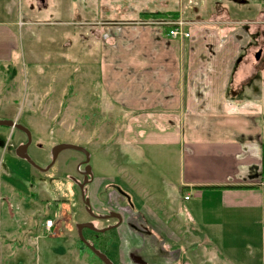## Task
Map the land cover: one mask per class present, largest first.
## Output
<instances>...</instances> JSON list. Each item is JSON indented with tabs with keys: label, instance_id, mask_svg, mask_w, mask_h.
<instances>
[{
	"label": "rangeland",
	"instance_id": "obj_1",
	"mask_svg": "<svg viewBox=\"0 0 264 264\" xmlns=\"http://www.w3.org/2000/svg\"><path fill=\"white\" fill-rule=\"evenodd\" d=\"M179 9L182 10L185 20H205L210 15L216 17L219 14L220 16L211 19L214 22L211 24L220 29H224L223 26L226 25V28L233 30L237 34L234 37L235 47L242 49L239 51L232 76L227 75L228 82L222 81L224 75L221 68H218L216 77H213V92L220 94V97L212 96L213 98H208L201 106L202 113H208L200 114L199 111L195 112L196 109L192 111L193 105L188 103V97L184 99L185 104H189L187 111L195 116L194 120L189 121L206 124L221 122L219 127H222L226 115L222 111L228 110L225 107L229 104L240 103L227 112L249 116L248 123L256 122L261 125L264 0H44L43 6L38 0H0V120H16L29 130L31 143L27 152L36 165L45 167L50 162L54 145L70 143L82 146L90 152L89 163L95 176L111 169L113 165L110 163H117V169L125 168L129 172L142 168V172L139 170L144 178L142 181L151 183V188L159 182V189H168L166 176L150 162L151 156L148 155H151V147H146V154L130 152L137 148V137L144 132L141 129L146 127L147 123L151 124L153 121L155 128L164 127L165 123L159 122L161 111H154L152 114L144 113V110H131L128 105L121 106L114 92L106 89L108 85L113 84L115 71L125 77L129 72L128 51L120 56L119 51L114 53L113 50L114 45L119 43L120 29L123 30L122 33H129V30L137 25L136 22L140 25L149 22V25L162 35L167 27L163 25V21L170 20L147 18L150 20L145 21L140 17V12ZM225 12L230 20L222 15ZM126 19L138 21L117 22ZM171 22L168 23L171 25ZM102 28H106L105 35L103 31L98 33ZM1 29L4 32H1ZM223 32L218 33V41H232L228 34L234 33H225V30ZM162 36L165 38L162 40L178 41ZM104 40L107 47L106 76L103 83V68L100 64L103 62L101 51ZM128 40L126 35L124 41ZM171 46L174 47L173 44ZM258 49L261 54L258 60H255L254 53ZM155 51V58L161 59L162 51ZM170 55H167V58ZM227 63L232 64L229 60ZM237 72L242 74L240 79L236 78ZM247 98H252L253 102H245ZM255 100L258 102L254 103ZM262 120L264 121V118ZM9 131L10 128L0 126V146ZM25 140L24 134L18 130H12L8 138V142L16 144L15 146ZM1 151L3 155L5 149L1 150L0 147V153ZM14 159L16 163L27 167L26 171L13 168L9 174L17 183V188L22 189L21 197L29 196L35 200L34 210L41 209L42 215L53 218L56 213L58 216H55V219L59 221L60 234L70 232L77 237L75 225L91 219L82 205L80 192L72 181H81L77 165L85 159L84 155L72 149L62 150L47 171H40L15 155ZM178 160L176 153V161ZM152 161L154 162L153 158ZM80 168L82 169V166ZM126 174L130 176L129 173ZM190 195L184 193L180 194V197L187 199ZM190 202H186L185 206ZM142 220L144 221V218ZM111 221L112 219L96 220L95 223L98 228H102ZM228 221L230 220L208 228L207 232L201 230V235L197 237H201L202 241H180V246L185 245L183 247L187 250L182 251L179 246L178 251L171 249L168 261L164 264H259L258 260L253 258L257 251L255 242L250 248L245 246L243 235L239 236L230 231L227 227ZM187 226L189 227V221ZM137 227L140 230L145 229L140 224ZM146 227L155 238V251L152 252L154 257L149 258L153 255L148 253V258L151 264H159L161 260L155 255L163 257L167 254L168 243L160 236V225L159 230L154 225ZM256 230L257 227H252L250 238H256ZM188 233L192 234L194 231L188 229ZM195 233L189 237L190 240L196 239ZM110 235L115 238L113 231L106 232L101 237L102 243H105ZM207 239L209 242H206ZM76 243L82 252L87 254L89 264H101L78 239ZM229 247L231 248L228 249ZM109 249L110 247H107L105 252L111 251ZM108 255L114 259V254ZM133 264L148 263L145 258H138Z\"/></svg>",
	"mask_w": 264,
	"mask_h": 264
},
{
	"label": "crops",
	"instance_id": "obj_2",
	"mask_svg": "<svg viewBox=\"0 0 264 264\" xmlns=\"http://www.w3.org/2000/svg\"><path fill=\"white\" fill-rule=\"evenodd\" d=\"M38 2L44 5V0ZM176 12L178 15L175 21L184 31L190 33V37L185 41L162 40L165 39L163 33L160 35L149 25V22L145 25L136 22L137 25L133 26L135 28H131L129 33H126L128 31L122 33L123 30L120 29L119 43L113 47L114 53L119 51L120 56L128 51L129 72L125 77L118 74L119 71H115L113 84L108 85L106 90L113 91L120 105H128L131 110H144V113L152 114L155 113L154 111H161L159 122L165 123L164 127L159 129L155 128L153 121L151 124L147 123L146 127L141 129L144 132L137 137L139 141L137 148L130 152L145 153L146 147H151V155L147 154L151 156L149 161L166 176L168 189H159V182L151 188L149 186L151 183L142 181L144 180L141 177L142 168L133 172L125 168L117 169L118 164L110 163L112 160L109 161L113 165L111 169L99 172L97 176L94 175L89 197L95 209L112 208L109 202L106 204L100 202L101 193L105 197H111L107 193L109 189L102 187L108 188L113 184L119 188L121 194L116 210L121 215L122 221L113 231L115 238L110 235L105 240L106 246L111 250L108 253L114 254V259L122 264L126 262L127 251L130 250L138 251L137 259L148 257V253L152 254L155 251V246L153 243H148L154 234L151 235L146 225H154L155 228L160 225L163 240L167 241L169 246L168 253L164 254L168 261L171 249L179 246L180 250H187L183 247L185 245L180 246V241H202L201 237H197L202 231L207 232L208 228L219 226L222 221L225 224L230 220L227 224L228 229L239 236L243 235L245 246L248 248L254 246L253 242H255L257 251L253 254V258L258 260L259 264H264V121L262 120L264 65L261 74V125L256 122L248 123L249 116L228 113L240 103L225 107L228 110L222 111L226 114L222 127H219L221 122L211 124L190 122L189 120H194L195 116L187 111L189 104L193 105L192 111L196 109L195 112L199 111L200 114L208 113L205 111L202 113L201 106L208 101V98H213L212 96L220 97V94L214 93L212 88L215 74L221 68L223 72L221 74L224 75L222 81L228 82L227 75L233 74L239 51L242 49L235 47L234 37L237 34L233 30L226 28V25L223 26L224 29H220L217 25L211 24L214 23L211 19L220 16L219 14L216 17L210 15L205 20H185L181 9ZM222 15L229 19L227 12ZM124 21H138V19L117 22ZM3 29L1 32H4ZM224 30L225 33H234L228 34L232 41H218V33H224ZM101 31L105 35L106 28H102L98 33ZM126 35L130 41H124ZM103 42L101 51L103 62L100 66L103 68L101 70L104 83L107 46L105 40ZM172 44L174 47L171 46ZM169 48H172V51ZM156 49L162 51L161 59L155 58ZM169 54L171 55L167 58ZM228 60L232 62L231 65L227 63ZM241 75L237 72L236 78L240 79ZM186 97L189 103L187 105L184 100ZM219 102L222 106L221 101ZM245 102L251 103L253 100L247 98ZM257 102L255 100L254 103ZM213 103L215 102H208V104ZM146 121L149 122L148 118ZM12 130L16 129L10 128L9 134L5 136V141L0 146L1 150L5 149L3 155L2 151L0 153V264H89L87 254L82 252L76 243L77 237L70 232L59 233L60 224L55 219V216H58L56 213L53 217L54 226L47 232L44 221L51 217L42 215L41 209L34 210L36 201L29 196L21 197L22 189L17 188V183L9 174L13 168L26 171L27 167L16 163L14 159L15 149L20 144L15 146L16 144L8 142ZM176 153L179 156L178 162ZM129 177L130 181H128ZM188 192L191 194L190 197L182 200L180 194L189 195ZM56 201L60 202L58 199ZM189 201L191 202L186 207V202ZM128 203L132 206L131 210L128 208ZM131 224L136 226L140 224L145 229L140 230L137 227L135 230ZM252 227H257L254 239L250 238ZM188 229L196 232V239H189L194 233H188ZM143 242L147 247L142 248ZM206 242L209 240L207 239Z\"/></svg>",
	"mask_w": 264,
	"mask_h": 264
},
{
	"label": "flooded vegetation",
	"instance_id": "obj_3",
	"mask_svg": "<svg viewBox=\"0 0 264 264\" xmlns=\"http://www.w3.org/2000/svg\"><path fill=\"white\" fill-rule=\"evenodd\" d=\"M257 52H260V54H261V50L260 49H258ZM256 53H254V56H255ZM89 154H90V152H89ZM90 159H91V154H90ZM83 161L77 165V171L81 175V181H78L77 179H72V181L77 186V188H78L77 190L80 192V197H81L82 205H83L84 209L86 210V212L88 213V215L91 218L87 222L88 223H91L92 226L95 229H98V230L103 229V228L108 227V226H112V225H115V226L113 228L105 231L104 233H100L97 230L83 228L82 229V235H83L84 240L87 243L92 244L96 249H98L100 252L104 253L108 257V252L107 253L105 252V249L107 248V246H106L105 243H102L103 240L101 239V237L106 232L115 231V229L120 225V223L122 221L121 215L116 210L117 204L120 202V199H121V194H120L119 188L116 187V186H114L113 184H110L108 188L102 187V189H109V191L107 193H108V195L110 194L111 197L110 198H109V196L108 197H105V195H103V193H101L100 196H99L100 202L103 203V204L104 203L106 204L107 202H109L110 203V206L112 208L111 209H106V210H97V209H95L94 208V205L92 204V201H91V199L89 197V189H90V187H91V185L93 183L94 175L92 174V176H89V175L87 176L86 181H85V184L83 186V191L81 190V188L78 185V184H80V183H82L84 181L83 171L85 169V164L83 163ZM81 166H82V169L80 168ZM91 173H92V171H91ZM82 192H83V197H82ZM84 199H87V201H88V204L86 206H85L84 201H83ZM128 206H129L128 207L129 210H131V207L132 206L129 203H128ZM109 213L119 214L120 217H121V221L118 222L117 218H115V217H105V216H108ZM109 219H112V221L110 222V224L108 223L107 225H104V227H102V228H98L97 225H96V223H95L96 220H109ZM87 222H81V223H87ZM131 227L133 229H137V226L134 225V224H131ZM158 230H159V228H158ZM76 235L78 237L77 230H76ZM160 236L163 239V236H162L161 231H160ZM77 239L81 242V240L79 239V237ZM165 242L168 243L167 241H165ZM148 243H153L154 246H155V238L152 236V238L150 239V242H148ZM82 244L84 245V247L89 252H91V250L84 243H82ZM101 244H103V245H101ZM128 245H131V244H128ZM141 246H142V248L145 247V246L147 247V244L145 242H143V244H141ZM131 247H132V245H131ZM174 250H177L178 251V247H176ZM137 252H138L137 250L127 251L128 257H127V260H126V262L124 264H133V263H136V261L138 260L137 259ZM115 253H116V251H115ZM152 255L153 256H151L149 258H153L154 257V253ZM155 257L157 259H160L161 260V263H159V264H164L167 261V258H165L164 256L163 257H159V256L155 255ZM108 258H109V260L113 264H122L120 262H117V260H115L113 258H112L113 260L110 257H108ZM144 258H145V260L147 261L148 264H151V262H150V260H149L148 257H144ZM101 264H103V263H101Z\"/></svg>",
	"mask_w": 264,
	"mask_h": 264
},
{
	"label": "water",
	"instance_id": "obj_4",
	"mask_svg": "<svg viewBox=\"0 0 264 264\" xmlns=\"http://www.w3.org/2000/svg\"><path fill=\"white\" fill-rule=\"evenodd\" d=\"M259 55H260V52H257L255 54L254 58L256 60H258ZM0 126H5V127L16 129V130L22 132L25 135L26 141L16 147L15 155L17 157H19L20 159L25 160L32 167H34L36 169H39L40 171H47L54 164V162H55V160L57 158V155L62 150L72 149V150H76V151L81 152L84 155V157H85V159L83 161V163L85 164V169L83 171L84 181L82 183L78 184V185L81 188V190L83 191V186L85 184L87 176L88 175L92 176L91 167H90V164H89L90 154L84 147L79 146V145H75V144H70V143H59V144H56V145H54V147L51 150L50 162L45 167H39L38 165H36L34 163V161L31 159V157L29 156V154L27 152L28 146L31 143V135H30L29 130L26 129L25 127H23L22 125H20L19 123L15 122L14 120H8V119L7 120H0ZM82 197H83V192H82ZM83 201H84V204L86 206L88 204L87 199H84ZM105 217H115V218H117L118 222L121 221V217H120L119 214L109 213V215L105 216ZM114 226L115 225H112V226H108V227H105L103 229L98 230V229H95L92 226V224L88 223V222L87 223H78V224L75 225L78 237L81 240V242L84 243L91 250V252L99 259V261L101 263H103V264H113V263L109 260V258L104 253L100 252L92 244H89V243H87L84 240L83 235H82V229L83 228H88V229H92V230H97L100 233H104L105 231L113 228Z\"/></svg>",
	"mask_w": 264,
	"mask_h": 264
},
{
	"label": "built area",
	"instance_id": "obj_5",
	"mask_svg": "<svg viewBox=\"0 0 264 264\" xmlns=\"http://www.w3.org/2000/svg\"><path fill=\"white\" fill-rule=\"evenodd\" d=\"M168 22H171V21H167V22L163 21V25L170 26L168 32L166 33V36L169 39L184 40V39H188L190 37V33L187 31H184V29L181 28V26L179 25V23L177 21H172L171 25ZM53 226H54V219L53 218L45 219L44 228L46 229L47 232L51 231Z\"/></svg>",
	"mask_w": 264,
	"mask_h": 264
},
{
	"label": "trees",
	"instance_id": "obj_6",
	"mask_svg": "<svg viewBox=\"0 0 264 264\" xmlns=\"http://www.w3.org/2000/svg\"><path fill=\"white\" fill-rule=\"evenodd\" d=\"M178 13L176 11H167V12H143L140 14L141 18H151L159 20V19H164V20H175L177 18ZM170 26H167L166 29H164L163 35L166 36V33L168 32ZM255 59V58H254ZM95 256V255H94Z\"/></svg>",
	"mask_w": 264,
	"mask_h": 264
}]
</instances>
